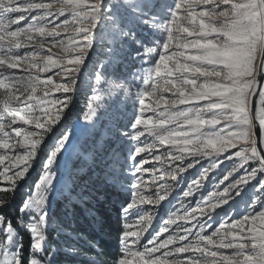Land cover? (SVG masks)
I'll list each match as a JSON object with an SVG mask.
<instances>
[{
    "label": "snow or ice",
    "instance_id": "6c2138e0",
    "mask_svg": "<svg viewBox=\"0 0 264 264\" xmlns=\"http://www.w3.org/2000/svg\"><path fill=\"white\" fill-rule=\"evenodd\" d=\"M98 47L79 120L91 133L107 116L110 144L88 149L65 122ZM120 96L131 111L109 112ZM71 155L99 156L93 183L129 193L112 264H264V0H0V264L87 256L52 211L59 195L103 226L101 189L65 178ZM37 162L14 223L3 209Z\"/></svg>",
    "mask_w": 264,
    "mask_h": 264
},
{
    "label": "trees",
    "instance_id": "16d2710c",
    "mask_svg": "<svg viewBox=\"0 0 264 264\" xmlns=\"http://www.w3.org/2000/svg\"><path fill=\"white\" fill-rule=\"evenodd\" d=\"M83 108L79 101L75 103L73 107L70 108L69 119L67 122H71L80 117V113ZM77 157H75L71 164L69 172H74ZM98 167V166H97ZM97 167L90 168L89 171L97 170ZM99 173V170H97ZM77 174L73 175V178ZM76 184L74 185V190L77 191V187L80 184L79 181H83L88 177L87 173H81L77 176ZM95 181V180H94ZM95 188H100L103 193L102 197H105L103 201L97 202L96 210L100 216L103 217V226L96 224L90 217L89 212L79 205H70V208L65 207V198L57 202L56 209L57 213L53 214L56 220L61 224V226L69 231L67 235H61L59 237L60 241L66 244H71L81 253H86L87 256L80 257H70L69 264H89V258H102L112 264V261L119 255V234L121 231V225L124 223L123 218L119 215V203L121 201V196L118 193L109 190V185L93 186ZM114 194H117L114 197ZM24 197V192L17 198L16 204L12 207L3 209L6 215H12L15 212V207H17L20 201ZM114 202V203H113ZM63 216V217H62ZM90 244H97L100 249H102L103 256L98 257L95 249L90 247Z\"/></svg>",
    "mask_w": 264,
    "mask_h": 264
},
{
    "label": "rangeland",
    "instance_id": "374dc122",
    "mask_svg": "<svg viewBox=\"0 0 264 264\" xmlns=\"http://www.w3.org/2000/svg\"><path fill=\"white\" fill-rule=\"evenodd\" d=\"M142 38L147 39L145 37H142ZM131 47H132V50L135 51V45H132ZM101 51H102V49H100L98 47L97 51L92 54V58L87 62L88 66L86 67L84 73L81 74L80 88H79V91L77 92V94L73 97L71 107H73L75 105V103L77 101H79L82 108H83V111L85 110V106L88 102V97L92 94L91 93L92 82L89 79V76L91 73V65H92V62L101 53ZM117 55L119 56L120 60L122 61V63L115 66L114 74L117 77L127 76L129 73H131L132 71H134L137 68V62L130 58V55H129V52L127 51V49H118ZM131 108H132V101L124 99L123 96H120V97H117L115 99L108 101V111L109 112H112V111H129L130 112ZM83 111L80 113L81 115H82ZM65 123L68 127L72 128L74 135H77L79 137L80 142L85 146V148L91 149L94 146H97L98 143H102L105 147H107L110 144V141L105 139L107 124H108L107 116H104L101 118V120L97 123L96 128L91 133H84L82 131V127H81L82 122L79 120V118L75 119L71 122L66 121ZM75 157H76L75 155H71L68 157V159L66 161L65 178L67 177V174L70 170V164ZM99 164H100L99 156H97V158L95 160H91V159L85 160L83 158L77 159V164H76L74 172H72V175L77 174L78 169H84L83 173L88 174V177H86L83 181H79L80 184L77 187V191H79L83 187H87L89 189H94L93 186H99L98 182L95 184L93 183V181L95 180L96 174H98L97 170H99V167H97V166ZM91 167L92 168L97 167V170L93 169V171H89V169ZM40 174H41V165L39 162H37L35 164L33 170H31V172L29 174L26 185H24L21 188V190L17 193L16 200L13 202V204H16L17 198L20 197L22 192H25V189L27 187L34 185V183L38 180ZM79 175H81V173L77 174V176H79ZM77 176L74 177L75 180H78ZM121 180H122V183L126 186L128 183L127 179L122 177ZM109 190L113 191V189L110 185H109ZM99 194L101 196L103 195L102 192H100ZM119 194L121 196V200L127 199L129 197V193L126 190L120 191ZM116 195L117 194H114V197ZM62 199H64V198L57 195L52 200L53 214L57 213L54 209H56L57 202H59ZM64 204H65V207L70 208V205L68 204L67 200L65 201ZM11 216L13 217V222L15 223L16 213H12ZM65 231H66V233L69 232L67 230H65ZM24 236H25V241L27 243V240H28L27 234L25 233Z\"/></svg>",
    "mask_w": 264,
    "mask_h": 264
}]
</instances>
